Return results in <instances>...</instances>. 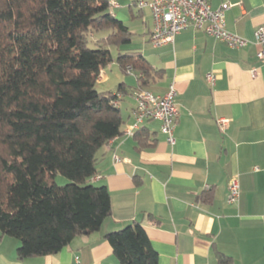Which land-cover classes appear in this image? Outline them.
Here are the masks:
<instances>
[{"label":"crops","instance_id":"1","mask_svg":"<svg viewBox=\"0 0 264 264\" xmlns=\"http://www.w3.org/2000/svg\"><path fill=\"white\" fill-rule=\"evenodd\" d=\"M110 1L111 13L131 31L129 22H144L142 48L122 49L140 52L162 71L145 89L156 95L176 89V143L167 142L159 121L139 130L148 138L143 149L135 137L139 131L111 140L99 151L91 179L111 193V215L100 230L76 237L57 254L26 259L18 257L21 242L0 232V264H120L106 236L136 222L146 229L159 264H264V62L255 43L264 0H211L213 9L232 4L226 26L249 41L242 49L194 28L177 35L174 44L155 47L151 11L139 10L140 0ZM212 72L218 75L214 86L206 81ZM103 77L112 78L105 69ZM115 77L124 84L119 108L125 132L134 122L138 83L135 77L129 91L127 78ZM220 117L230 120L225 131L217 124ZM114 155L121 160L115 162ZM234 177L240 198L230 204Z\"/></svg>","mask_w":264,"mask_h":264},{"label":"trees","instance_id":"2","mask_svg":"<svg viewBox=\"0 0 264 264\" xmlns=\"http://www.w3.org/2000/svg\"><path fill=\"white\" fill-rule=\"evenodd\" d=\"M110 9V0H0V232L21 242L20 259L57 254L111 215L109 189L91 179L99 151L124 135L115 105L124 84L97 88L113 48L138 89L162 75L122 49L134 33ZM135 137L145 148L146 134ZM59 174L70 183L58 185ZM106 239L120 264H159L138 222Z\"/></svg>","mask_w":264,"mask_h":264},{"label":"built area","instance_id":"3","mask_svg":"<svg viewBox=\"0 0 264 264\" xmlns=\"http://www.w3.org/2000/svg\"><path fill=\"white\" fill-rule=\"evenodd\" d=\"M113 5V4H111ZM136 7L139 10L149 9L152 13L153 30L151 42L155 47L174 44L176 36L181 32L194 28L201 30L215 39L225 42L231 48L242 49L249 41L230 32L226 26V13L232 7L225 1L219 8L213 9L211 0H140ZM255 43L259 47L257 57L264 62V24L255 33ZM133 74L131 66L127 68ZM218 75L214 72L206 75V81L214 86ZM103 70L98 83L103 82ZM177 92L170 86L164 95H156L147 89H138L133 94L134 122L126 128L124 135L133 136L147 121H159L160 130L166 136L170 145H175V130L179 120V109L176 103ZM119 107V102L115 103ZM227 118H217V124L222 131L229 126ZM119 156L114 155V161L119 162ZM240 198V183L236 177L229 182V203L235 204Z\"/></svg>","mask_w":264,"mask_h":264},{"label":"rangeland","instance_id":"4","mask_svg":"<svg viewBox=\"0 0 264 264\" xmlns=\"http://www.w3.org/2000/svg\"><path fill=\"white\" fill-rule=\"evenodd\" d=\"M142 22V23H141ZM148 26H150V21L148 22ZM132 31L135 33V36L133 37V41L132 43L129 45H127L128 47L130 46L131 49L134 50H140L142 48V37H143V33L144 31V22L140 21L139 23H134V22H129L128 24ZM118 55V50L116 48H113V56H114V62L105 68L106 73L111 75L112 78L109 82H99L97 84V88L100 92H106L109 91V89H112V91H118L119 86L121 84V82L115 77V76H119V77H126L127 78V83L129 82V91H132V87L135 86L134 81H135V76L133 74H124L118 67V64L116 62V57ZM56 183L60 186L62 185H66L68 183H70V180L66 177H64L63 175H58L56 177Z\"/></svg>","mask_w":264,"mask_h":264}]
</instances>
